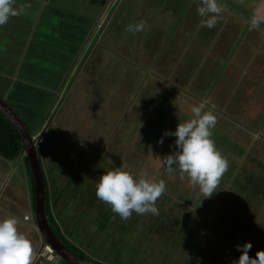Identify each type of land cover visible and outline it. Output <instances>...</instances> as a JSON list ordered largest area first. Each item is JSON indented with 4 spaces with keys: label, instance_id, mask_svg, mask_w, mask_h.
<instances>
[{
    "label": "rangeland",
    "instance_id": "rangeland-1",
    "mask_svg": "<svg viewBox=\"0 0 264 264\" xmlns=\"http://www.w3.org/2000/svg\"><path fill=\"white\" fill-rule=\"evenodd\" d=\"M142 3L143 9L138 7ZM151 3L163 8L168 3L171 14L161 19ZM192 4L191 0H116L100 18L99 25L101 19L104 22L99 34L102 24L89 31L91 17L66 18L62 33L66 36L61 40L68 55L63 66L70 73L68 82L32 138H38L51 188L60 191V199H68H59L63 209L53 207L56 220L94 264H233L240 255L237 244L250 241L253 257L264 249L263 21L244 2L218 0L221 12L209 29L201 25L208 17L197 12L202 0ZM15 6L21 7L15 16L19 52L24 43L33 46L28 42V27L33 24L29 25L28 12L36 7L24 0H15ZM137 12L145 15L138 18ZM83 19L86 28L78 25ZM130 27L138 30L129 31ZM78 48L83 51L76 58ZM193 107L215 115L211 138L228 162L215 201L211 199L213 206L208 198L197 197L202 195L199 186L178 166L169 172L162 162L176 151V137L165 136V131L193 119ZM146 121L150 129L143 127ZM143 129L140 141L137 133ZM115 167L130 169L136 178L163 179L169 190L177 187L182 199L169 192L157 199V204L164 199L165 218L161 213L140 214L145 221L139 223V214L133 212L128 219L110 220L104 230L99 227L92 233L110 206L97 198V182ZM65 185L69 190L63 189ZM120 226H129L133 235L127 231L123 240H115ZM108 236L112 240L107 241ZM125 238L135 243L127 244Z\"/></svg>",
    "mask_w": 264,
    "mask_h": 264
},
{
    "label": "crops",
    "instance_id": "crops-1",
    "mask_svg": "<svg viewBox=\"0 0 264 264\" xmlns=\"http://www.w3.org/2000/svg\"><path fill=\"white\" fill-rule=\"evenodd\" d=\"M24 1L31 2L35 7L36 2L38 3L35 8L36 10L33 9V11L28 12L32 18L29 21V25L33 22L32 26L28 27V32L31 34L28 42H32L33 46L31 48L29 47L31 43L28 45L24 43L21 51L20 49L19 52L18 49L16 50L15 32H19V26H15V16L10 17L6 24L0 26V94H3L2 96L8 99L14 107L15 104H21L25 107L26 111L33 109L34 111L38 110L46 113L55 104V99L61 97L62 90L65 87L64 84L68 80L67 75L70 74L68 69H64L63 67L66 65L67 61L65 62V57L68 55L62 51L65 49V44L61 40V38H65L64 36H66L62 35V33L65 32L67 16L74 18L87 16L93 18L89 31H96L95 24L100 21V18L107 16L106 13H108L110 6L116 0ZM158 1L161 2L162 0ZM191 1L193 6L195 0ZM234 1L238 3L244 2L246 8L255 9L254 17L261 19L263 21L262 26H264V0ZM109 2L111 3L109 4ZM170 4L172 5V3ZM144 6L146 4L142 3L138 7L145 8ZM16 8L21 9L19 6ZM151 9L155 11L160 10L157 15H160L161 19L164 14H171L168 3L166 8H163L161 3H151ZM176 11L178 12V10ZM144 15V13L138 12L135 14L138 18ZM79 21L78 25L86 28L88 25L86 23L87 20L83 19ZM137 21L142 22L140 20ZM101 22L102 25L99 28L98 34L103 29L104 20L101 19ZM20 23L21 21H19ZM158 23L161 24V20ZM166 23L168 25L170 21L168 20ZM255 24L257 26L261 25L259 23ZM140 25L141 23L138 25L139 28ZM72 30H76L75 27ZM84 42L85 39L82 45L85 44ZM89 42L90 40L83 48ZM194 47L196 48V46ZM36 49L40 50V54L36 53L35 55ZM82 51V48H78L76 52L78 56L76 58H79ZM15 54H19V56L17 57ZM76 58H73L72 62ZM57 81L60 83L56 84ZM31 197V182L22 157L20 156L12 161L0 158V218H7L9 216L17 218L18 230L31 242L32 264H42L39 252L41 251L44 239L38 232L35 221L32 220L34 216L30 215L31 210L34 212ZM24 216H27V218H24ZM48 264H60V260L56 258L52 263Z\"/></svg>",
    "mask_w": 264,
    "mask_h": 264
},
{
    "label": "clouds",
    "instance_id": "clouds-1",
    "mask_svg": "<svg viewBox=\"0 0 264 264\" xmlns=\"http://www.w3.org/2000/svg\"><path fill=\"white\" fill-rule=\"evenodd\" d=\"M14 3L15 0H0V26L6 24L10 17L19 15ZM197 12L201 17H208L201 21V25L211 29L217 23L221 8L218 0H202ZM97 23L99 27L101 24ZM134 30L138 28H129V31ZM192 111L193 119L178 123L174 131H165V136L176 137V151L164 156L162 162L169 172L173 171V166H178L193 185L199 186L203 198H210L218 191L228 162L211 138V129L216 124L213 112H202L200 107H193ZM159 142L163 143V137ZM165 190L163 179L136 178L130 169L115 167L101 175L96 185V196L109 204L122 219H128L133 212L158 215L156 201ZM17 225L18 220L14 216L0 218V264H32L31 242L18 230ZM43 243L48 242L44 240ZM236 247L240 255L233 264H264V249L258 250L253 257L249 255L252 248L250 241L237 244Z\"/></svg>",
    "mask_w": 264,
    "mask_h": 264
},
{
    "label": "trees",
    "instance_id": "trees-1",
    "mask_svg": "<svg viewBox=\"0 0 264 264\" xmlns=\"http://www.w3.org/2000/svg\"><path fill=\"white\" fill-rule=\"evenodd\" d=\"M89 19V18H88ZM122 57V56H121ZM124 58V57H122ZM68 82V81H67ZM66 82V83H67ZM241 83H242V80H241ZM256 87V86H255ZM260 85L257 84V88L260 90ZM3 94H0V96H2ZM5 100L17 111V113L20 115V117L22 118L23 122L25 123V125L27 126L29 132L31 134H33V132L39 128V126L41 125V123H43L44 121V118H46V113L42 112V111H34L33 109L31 110H25V107L23 105H19V107H14L8 99L5 98ZM156 124V123H155ZM149 126L151 124H148ZM147 125V121L146 123L143 125V127L145 126V129H150L149 126ZM242 127V125H240ZM244 126V125H243ZM143 129L141 130L142 133H137L138 135V138L139 140H143V137H142V134L143 132H146V130ZM39 144V143H38ZM38 144L36 146V149H37V152H38ZM108 145H110V140L107 139V143H106V146L108 147ZM22 150H23V145L21 143V140H20V137L17 133V131L15 130L14 126L10 123V121L8 119L5 118V116L0 112V158H3L4 160H16L17 158H19L20 156L22 157V161L24 162L25 164V167H26V170L28 171V175H29V179H30V182H31V189H32V204H33V207H34V203H33V198H34V188H33V185H34V182H33V177L31 175V172L29 170V165H28V161H27V157L23 155L22 153ZM38 158H39V163H40V167H41V171H42V174H43V180H44V186H45V194H46V199H45V204H44V213L45 215L47 216V220L49 222V225L53 231V233L56 235L57 238H59L65 245L66 247L71 250L75 255L81 257V258H84V259H87V260H92L90 259L89 257H87L86 253L82 251L81 248L77 247L76 244L72 243L70 240H69V237L67 236L66 237V234L64 232H62V228L60 227L58 221L56 220V217L54 215V210H53V207H58L59 209H63V206L60 205L59 203V192L57 189H53L51 188L50 186V182L48 181V178H47V172L45 173V167H44V163L43 161L41 160V157H40V154L38 152ZM102 158H105L102 156ZM106 159V158H105ZM246 176V175H245ZM247 179V178H245ZM191 183V182H190ZM256 183V182H255ZM253 183H250V185H252ZM176 185V184H175ZM64 190H69L68 186L65 185L63 187ZM198 190V189H197ZM72 191V189L70 190ZM175 191H177V193H175ZM170 193L171 195L173 194L174 196H176L177 199L181 198L182 199V194L177 190V187L175 186L173 189L170 188V190L168 189V187L166 188L165 192L162 194L164 195L165 193ZM219 192V189L216 193ZM196 193V191H195ZM214 193L210 198L207 199L208 201V204L210 206H213L212 204V200L211 199H214L213 197H216ZM252 193V192H251ZM255 193V192H254ZM218 195V194H217ZM199 199H203V196L200 195V196H197ZM167 199V198H166ZM68 199H60V202H65L67 201ZM164 199H161V201L156 205V207L158 208L159 210V214L161 213V215L159 216H162V217H166V213L164 214V211H165V205H164ZM211 200V202H210ZM49 201L53 204V205H49ZM174 201L176 202V199H174ZM215 201V199H214ZM213 201V202H214ZM105 203V202H104ZM177 203V202H176ZM218 203L216 202L214 204L217 205ZM65 205V204H64ZM109 206V204H107ZM211 208V207H209ZM199 215H201L199 212H198ZM137 215V214H136ZM145 216H147L148 214H143ZM202 216V215H201ZM157 217V216H156ZM117 220V221H121L122 218L114 213L112 211V207L109 206V209L108 210H104L103 213H102V217L101 219L98 221L99 223H97L95 229H94V232L92 231V233H95V231L97 232L98 231V228L99 227H102V229L104 230V228H106L107 226V223L110 221V220ZM139 219V223H142V221L144 222L145 220H142V218L140 217V214H139V217L137 218ZM95 223V222H94ZM91 227L94 226V224H90ZM147 227H151L150 226V223H147ZM120 230L118 232V236L116 237L115 240H123L124 238V235L125 233H127V231L131 234V230H129V226H120ZM106 230V229H105ZM135 231V230H134ZM134 231H132V233H134ZM141 230L139 229L138 232H140ZM70 234V233H69ZM107 234V233H106ZM133 234H131L132 236ZM142 235V234H141ZM138 236V238L141 237ZM70 236H73L70 234ZM89 239L92 240V238L90 237ZM89 239H88V242H87V245H89ZM108 240H112V238H107V241ZM114 240V239H113ZM125 240H128L125 238ZM136 240V239H135ZM105 242H106V239H105ZM125 243L129 244V243H135L132 239L126 241ZM103 259V258H101ZM105 260V259H103ZM93 261V260H92ZM60 264H69L67 263L66 261L64 260H60ZM98 264H103V263H98ZM110 264H124V263H120V262H111Z\"/></svg>",
    "mask_w": 264,
    "mask_h": 264
},
{
    "label": "water",
    "instance_id": "water-1",
    "mask_svg": "<svg viewBox=\"0 0 264 264\" xmlns=\"http://www.w3.org/2000/svg\"><path fill=\"white\" fill-rule=\"evenodd\" d=\"M0 112L14 126L23 145L22 153L24 156L27 157L29 170L31 172L34 182L33 216L38 232L43 237V239L53 247V249L61 260H64L69 264H94L91 261H88L87 259L75 255L71 250H69L66 245L59 238L56 237L49 225L47 216L44 213L46 194L43 174L41 171L38 152L36 149L38 138H35L33 140V136L29 132L27 126L23 122L20 115L5 100L3 96H0Z\"/></svg>",
    "mask_w": 264,
    "mask_h": 264
},
{
    "label": "built area",
    "instance_id": "built-area-1",
    "mask_svg": "<svg viewBox=\"0 0 264 264\" xmlns=\"http://www.w3.org/2000/svg\"><path fill=\"white\" fill-rule=\"evenodd\" d=\"M24 218H27V216H24ZM39 258L42 264H48L52 263L57 258V254L50 244L43 243L41 251L39 252Z\"/></svg>",
    "mask_w": 264,
    "mask_h": 264
}]
</instances>
